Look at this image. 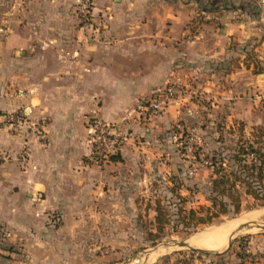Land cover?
<instances>
[{
	"label": "crops",
	"instance_id": "1",
	"mask_svg": "<svg viewBox=\"0 0 264 264\" xmlns=\"http://www.w3.org/2000/svg\"><path fill=\"white\" fill-rule=\"evenodd\" d=\"M77 1L0 0V241L10 247L42 243L54 228L44 214L66 212L72 197L108 188L129 199L158 171L180 173L175 126L197 130L201 98L216 100L218 85L234 78L235 28L216 30L198 9L202 0H91V26L83 29ZM200 14L205 21L191 26ZM170 84L183 95L157 117L140 118L138 102ZM221 92L219 105L230 99L229 89ZM19 110L42 125L43 141L26 124L6 126ZM94 118L125 130L115 160L90 157ZM210 119L213 126L222 117ZM259 254L241 264H264Z\"/></svg>",
	"mask_w": 264,
	"mask_h": 264
},
{
	"label": "rangeland",
	"instance_id": "2",
	"mask_svg": "<svg viewBox=\"0 0 264 264\" xmlns=\"http://www.w3.org/2000/svg\"><path fill=\"white\" fill-rule=\"evenodd\" d=\"M202 1L198 9L213 16L206 21L213 22L216 30L226 28L225 23L235 28L231 29L229 44L235 48L232 65L236 69L232 70L234 78L230 82L218 85L216 100L209 96L201 98L197 130L181 122L182 131L194 138V153L180 158L183 139L177 138L180 173L167 175L158 171L148 178L142 190L135 189L129 199H120L108 188L93 198L72 197L66 212L44 214V222H50L54 228L44 231L42 243H28L24 249L0 241V264H241L258 260L259 252H264V227L240 230L232 236L230 247L220 249L219 254L165 246L181 241L189 243L210 227L253 210L263 212L256 221L264 225V206L260 205L261 201L246 196L242 186L238 188L241 200L238 214L222 216L211 225H196L185 218L190 209L197 211L196 216L205 217L213 171L211 158H222L227 164L236 150L239 135L251 140L253 129L264 127V4L261 0ZM78 2L75 14L79 29ZM206 15L200 14L191 26L203 23ZM223 88L229 89L230 99L219 105ZM183 93L184 87L175 100ZM230 112L236 119L224 117ZM216 113L222 119L208 126L210 116ZM174 130L179 137L182 132L176 126ZM157 205L166 210L168 217L160 233L154 222Z\"/></svg>",
	"mask_w": 264,
	"mask_h": 264
},
{
	"label": "trees",
	"instance_id": "3",
	"mask_svg": "<svg viewBox=\"0 0 264 264\" xmlns=\"http://www.w3.org/2000/svg\"><path fill=\"white\" fill-rule=\"evenodd\" d=\"M179 130L182 148L188 132L182 131L181 126ZM250 137L251 140H244L243 135H239L236 150L227 164L222 158H211L213 171L207 197L209 205L203 213L205 217L196 216L197 211L190 209L185 214L186 219L195 221L196 225H211L222 216L238 214L241 211L239 186L243 187L246 196L261 201L260 205L264 206V127H255ZM109 159L115 160V157L112 155ZM154 211L156 230L160 233L168 219L167 212L159 205Z\"/></svg>",
	"mask_w": 264,
	"mask_h": 264
},
{
	"label": "built area",
	"instance_id": "4",
	"mask_svg": "<svg viewBox=\"0 0 264 264\" xmlns=\"http://www.w3.org/2000/svg\"><path fill=\"white\" fill-rule=\"evenodd\" d=\"M90 7L91 0H79L77 4L81 29L91 26ZM180 89V86L171 84L153 90L148 99L140 100L137 104L140 118L149 120L163 113L177 98ZM5 120L6 126L11 130H16L20 125L26 124L36 138L40 141L45 139L42 125L32 122L23 110L8 114ZM88 125L87 144L90 148V157L97 164L116 154L126 141V133L119 124L107 123L94 118ZM176 128L179 129L180 126H176ZM193 144L194 138L188 134L183 142L179 157L186 158L187 154L194 153ZM28 153V148L24 146L21 150V157L27 158ZM5 160L6 156L0 153V167Z\"/></svg>",
	"mask_w": 264,
	"mask_h": 264
},
{
	"label": "bare ground",
	"instance_id": "5",
	"mask_svg": "<svg viewBox=\"0 0 264 264\" xmlns=\"http://www.w3.org/2000/svg\"><path fill=\"white\" fill-rule=\"evenodd\" d=\"M263 212L253 210L235 219L225 221L218 226L197 234L189 241V244L208 250H220L226 246L230 234L243 223L254 222ZM260 223L259 221H256ZM168 248V247H167ZM159 249V248H158ZM156 251V250H155ZM152 254V253H151ZM158 254V253H156ZM152 256V255H151ZM151 256L149 258H151Z\"/></svg>",
	"mask_w": 264,
	"mask_h": 264
},
{
	"label": "water",
	"instance_id": "6",
	"mask_svg": "<svg viewBox=\"0 0 264 264\" xmlns=\"http://www.w3.org/2000/svg\"><path fill=\"white\" fill-rule=\"evenodd\" d=\"M250 226H253V227H257V228H262L264 227V225H261L260 223H257V222H248V223H244V224H241L240 226H238L229 236V238L227 239V243H226V248H229L230 245H231V238L232 236L239 232L240 230L244 229V228H247V227H250ZM166 247H170V246H173V247H177V248H185V249H188L190 251H193V252H197V253H201V254H213V253H216V254H219L221 253L222 251L220 250H208V249H203V248H195V247H192L189 243H187L186 241H181V242H176V243H173V244H165ZM223 250V251H225Z\"/></svg>",
	"mask_w": 264,
	"mask_h": 264
}]
</instances>
